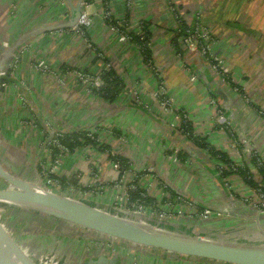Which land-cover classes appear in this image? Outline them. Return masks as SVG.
I'll return each mask as SVG.
<instances>
[{
  "label": "crops",
  "instance_id": "1",
  "mask_svg": "<svg viewBox=\"0 0 264 264\" xmlns=\"http://www.w3.org/2000/svg\"><path fill=\"white\" fill-rule=\"evenodd\" d=\"M77 1L0 0V59L4 49L24 33L67 19ZM169 2L187 23L196 15L200 17L219 71L207 65L197 50L189 51L182 45L184 53L179 55L171 49L175 30L167 9ZM82 8L91 19L84 36L59 30L30 34L9 61L7 66L13 71L7 74L6 86L0 87L1 165L17 176L25 170L31 172L34 166L37 170V158L44 154L50 137L45 127L48 124L52 131L69 133L97 130L111 121L118 128L121 125L127 135L125 142L111 139L114 150L131 164L125 182L152 166L157 180L185 197V202L173 201V208L191 213L204 206L210 214H221L200 221L173 217L175 224L196 226L195 232L208 236L264 241V214L251 204L252 189L242 178L235 173L221 178L208 151L181 135L180 121H162L151 114L134 116L122 95L135 89L146 99L147 93L164 83L174 94L176 109L183 110L192 124L193 134L260 180L258 161L264 164V0H83ZM108 17L118 23L122 33L141 32L143 22L150 23L151 59L145 60L135 41L113 31ZM35 62H43L48 70L35 71L31 65ZM107 67L115 69L125 83L113 103L96 91ZM85 68L99 78L97 87L90 91L81 80L69 81L73 70ZM140 111L145 114L143 107ZM219 114H223V122L216 120ZM179 152L185 153L184 159ZM92 155L88 148L77 150L56 165L61 177L78 182L77 186L69 185V191L62 188L68 195L96 205L105 202L92 200L91 192H103L108 202L105 206H110L109 201L118 193L113 182L118 174L105 161L98 167L99 175L90 177L87 169L94 162ZM97 181L101 185L97 186ZM142 181L143 187L149 183ZM149 187L152 194L162 197L157 182H150ZM40 239L31 233L20 241L22 244L18 242L33 262L55 250L53 240L46 243ZM63 251L61 256L59 251L54 253L58 264H86L88 260L82 259L81 240H72ZM160 251L124 244L117 256L122 260L116 264H134V257L137 264H225L184 256L174 259Z\"/></svg>",
  "mask_w": 264,
  "mask_h": 264
},
{
  "label": "water",
  "instance_id": "2",
  "mask_svg": "<svg viewBox=\"0 0 264 264\" xmlns=\"http://www.w3.org/2000/svg\"><path fill=\"white\" fill-rule=\"evenodd\" d=\"M83 0L70 7L67 19L51 25H42L26 32L0 59V72L7 68L15 51L30 34L72 27L83 13ZM6 62V63H5ZM0 178L9 185L0 188V205L28 209L51 216L71 226L95 231L98 234L122 240L144 250L163 251L169 258L180 256L200 258L225 264H264V241L237 240L223 236L182 231L172 221L156 220L148 215L113 207L96 205L64 194L45 190L32 181L6 170L0 163ZM170 226V227H169ZM88 256L86 264H116L117 256L105 253ZM0 264H35L26 256L24 248L7 233L0 221Z\"/></svg>",
  "mask_w": 264,
  "mask_h": 264
},
{
  "label": "built area",
  "instance_id": "3",
  "mask_svg": "<svg viewBox=\"0 0 264 264\" xmlns=\"http://www.w3.org/2000/svg\"><path fill=\"white\" fill-rule=\"evenodd\" d=\"M167 9H168V13H169L170 17L172 18V20L174 22V30H175V32H178L179 31V10L173 4H169L167 6ZM108 15L109 14L107 13L105 16H108ZM90 24H91L90 17L85 12H83L74 26L66 28V29H61V30L67 31L69 33H73L74 35H77V36H84L85 32H86V28L89 27ZM111 25H112L111 29L113 31H115V32L121 31L117 22L115 24L111 23ZM122 32L123 31H121L120 34L123 35L124 39H127L129 41L132 40V37L129 34L122 33ZM136 33L141 35L142 32L137 31ZM207 39H208V34H207L206 30L204 28H202V25L200 24V17L198 15H196L190 24V28H188V30L184 36H181L179 38V41H181L182 45L184 47H186V49H188L189 51H196L197 50L199 52V54H201V56H203L206 60H208L210 62V65L212 66V68L214 70L219 71V66L216 64V61H215L216 58L211 54V48H210L209 44L206 42ZM98 55L101 56L100 53ZM31 65L35 71L48 70V66L46 64H44L43 62H41L39 64H38V62H35V63H32ZM10 69H11L10 66H8L3 71H1L0 72V78L7 76L8 73L13 71V69L12 70H10ZM72 73H73V78H75V80L78 79V80H81L82 83H83V81L85 82L84 84H86L88 91L96 88L97 84H99L98 83L99 78L95 77V76H91L88 72H85L82 70H73ZM162 85L163 84L160 83L158 86H155V92L158 95H160V96L163 95V97L166 98V96H168V94L166 95L167 92L164 89V86H162ZM5 86H6V84L4 82H0V87H5ZM169 102H170L169 100H166V101L160 102V104L162 105V108H164L165 110L167 108L172 109V107L169 105ZM213 102L214 101H212V103ZM171 119H172V122H175V121H179L180 118L177 115V117L172 116ZM224 119L225 118H224L223 114H219L216 118V120L219 122L220 121L223 122ZM48 126H50V124H48L45 127L47 129H49ZM94 131H96V130H90V131H88V134H90L91 132H94ZM65 133H67V132H64V131L59 130V129H56V130H53L50 132V137L46 142V145L44 148L45 151H44V154L42 155V156H44V159L41 158L40 163L38 162L39 163L38 165H41L42 170L41 171L38 170L39 173L41 174L40 175L41 179L39 180L37 185L42 187L45 190L53 191V192L60 193V194H64V193H62V191L64 190L62 188L63 184H61L59 181H57L53 177H51V174H58L56 165H59L60 162L63 161V159L65 157H67V156H69V154H71V152H69L68 149H66L64 146L60 145L56 140V137L61 136ZM109 133H110V130H108L107 133H102L100 138L103 139V141L108 142V140H105V139H108L110 137ZM50 142H53V144L57 145L61 150V153L58 156V158L56 159L54 164H51L49 161L50 152H51V150L49 148ZM114 151H112V153ZM95 152H97V151H95L94 149H89V153L94 154ZM214 160H215V162H217L218 172L221 173V171L226 167L224 166V164L219 162L217 159H214ZM109 163H110L111 169L116 171L118 174L113 182H114L115 189L118 190L119 200H122L121 203L118 202L120 206H122V204L126 205L129 203V191L128 190H135L137 187L144 189L147 192V194L155 196L157 198L158 203L161 202L162 198H164V197L166 198V196L168 197L167 191L165 188L167 186H170V185L163 182L162 180H157V177L155 175V169L152 166L145 167L143 169V171L141 173H139V175L132 176V178L129 179L128 182H125L124 175L127 172L129 173L130 170L120 174V172H121L120 164L117 161L109 162ZM260 164L261 163L258 161V165H260ZM230 167L232 170H236L238 167H242V166L236 165L232 162ZM94 176H97V174H95ZM140 177H142V180L146 179L149 183L150 182H153V183L157 182V184H159V186H161L162 197L159 198L156 195L151 193L149 183L147 186L143 187L141 183L144 181L141 180V182H140V179H141ZM135 179H137L136 183L133 182ZM64 187L68 188V191H69L70 187H68V186H64ZM67 194H64V195H67ZM252 195H254V197L251 201V204L253 205V207L256 208V210L258 211L259 214L260 213L264 214V180H262V178L260 180H257V186L255 188H252ZM67 196H70V195H67ZM71 197L76 198L75 196H71ZM115 198H117V197L115 196ZM77 199H79V198H77ZM173 201H179V202L184 201L185 202L186 199L182 195L177 194V196L173 197L172 200H169L166 205L160 206V208L161 207L173 208L172 207ZM115 204H116V202H115ZM130 205L134 208H131L128 206V208H129L128 211L134 213V215L135 214L140 215V213H141V211H143V209H145V212H148V209L145 206H143L142 204H139L136 202H131ZM194 214L195 215L193 217H197L198 215H200V218H208V216L210 215V211L208 209H205L202 211L201 210L199 211L198 209H196L194 211ZM74 230H76L77 232L83 231L84 234H86L85 239L87 241L91 240V243L97 244L100 247L98 254H102V253L107 254V252L116 254L117 253L116 251L119 250L124 244H128L122 240H119L116 238H111V237H108L106 235L98 234L92 230H86V229H82L79 227H75ZM72 233H74V231H72ZM98 254H94V255H98Z\"/></svg>",
  "mask_w": 264,
  "mask_h": 264
},
{
  "label": "rangeland",
  "instance_id": "4",
  "mask_svg": "<svg viewBox=\"0 0 264 264\" xmlns=\"http://www.w3.org/2000/svg\"><path fill=\"white\" fill-rule=\"evenodd\" d=\"M167 4L169 5V4H173V3L169 2ZM191 22H189V23H191ZM200 24H201V22H200ZM59 31H62V30H59ZM173 33H174V31H173ZM174 35H175V33H174ZM169 46L172 49V43H170ZM194 53H192V54H194ZM202 58H204V57L202 56ZM204 61L207 65H210V62L208 60H206L205 58H204ZM69 81H70V83L73 84V81H75V78L72 77V78H70ZM77 81H78V79H77ZM84 83L85 82L83 81V84ZM162 84H163L162 86H164V89L167 92L166 95L168 94V96H166V98L163 97V95H161V96L158 95L155 92V89H154L155 87L153 88V90L151 92L147 93L148 98H146V99L144 98V97H146L145 94L141 90L140 91L139 90L137 91L135 89L131 90V91L126 90L127 92L122 93V95L125 98L124 101L130 107V110L134 116H136L137 114L146 115V116L151 114L150 116L157 118V119H161L162 121H166V120L170 119L171 120L170 122L172 123V119H171L172 116L173 117H177V115L179 116V112L180 113L183 112L185 115V112L183 110H179V109L177 110L176 109L175 104L177 101L174 98V94L164 85V83H162ZM84 86H86V84H84ZM166 100L170 101L169 105L172 107V109L167 108L165 110L164 108H162V105L160 104V102L166 101ZM140 107L144 108L145 114L140 111ZM179 118H180V116H179ZM114 126L115 127L117 126L116 123L109 121V123H107V124L105 123V125H103L102 128H104L106 130H110V128H112ZM120 126L121 125H119V129H121ZM48 128H49L48 129L49 132H51L53 129V126H48ZM126 138H127V135L124 134V132H123L121 137H119V138L115 137L114 142H119V143L125 142ZM111 139H112V136H110L108 139H105V140H108V142L111 145H113ZM94 154L95 155H92L94 162L92 163L91 166L89 165V167L87 169V172H88L90 177H94L95 174L99 175V173H100V170H98L97 173L95 172L96 166H94V164H96V162L99 165L101 164V167L105 164L102 162H105V161L107 162V160L105 158H103L99 153L95 152ZM92 156L86 157L89 163L91 162ZM41 158L44 159V156L41 155L39 158H37V161L39 163L41 161ZM4 167L6 169H9V170L11 169V168H8L7 166H4ZM34 168L36 169L35 166H34ZM35 169L34 170L32 169L31 172H29L28 170L22 171V173H20L18 175L26 177L30 181H32L33 183L37 184L39 182V180L41 179V177H40L41 174L39 173L38 170H35ZM97 169H99V168H97ZM10 172L12 173L13 171H10ZM13 173L16 174L17 172H13ZM87 184H88L87 186H89L92 184V182L87 183ZM9 185L10 184H8L5 180L0 178V188H7V187H9ZM62 193L67 194L68 192H64V190H63ZM91 193H92L91 195L93 197L92 200H94V199H96V201L101 200V201H103V203L105 202L103 204L104 206L106 203H108V202H106L107 197H105L106 195L103 192L102 193L100 192L101 194H99V191H98V194H94L95 193L94 191ZM118 194L119 193L116 192L115 196L117 198H115L113 200V202L109 201V203H111L110 206L128 210L129 208L125 204H122V206L119 205V203H121L122 200H119ZM115 202H116V204H115ZM232 206H234V205H232ZM131 208H133V207L131 206ZM197 209H198V207H197ZM203 210H205V209H203ZM175 211H177V212H175ZM140 214L141 215L143 214V216L144 215L151 216L152 218H154L156 220H162V221H167V222L173 221V223H174V219L178 220V219L188 218V219H191L193 221H200L202 219L203 220L206 219V218H200V215H198L197 217H193L196 214V213L194 214L193 210H191V213H189V211H181V210H177L176 208H166V207H161L157 211L156 210H153V211L148 210V212H145V209H143V211H141ZM217 215L220 216L221 214L217 213ZM217 215L214 212H211V214H210V216H217ZM173 217H174V219H173ZM175 217H177V218H175ZM216 218H220V217H216ZM0 221H2L3 224H5L7 233L10 235V237L19 243H21L20 241L25 237V235L31 234V233H34L37 237L41 238L46 243L51 242L53 240L54 245H55V250L59 251V253H60L59 256H61V253L62 254L64 253L63 250L66 248V245H68L72 240H75V239H77V241H79V240L82 241V257H83L82 259H86V256L90 255L91 253L98 254L99 250H100V247L97 244L87 242V240L85 239L86 234H84V232L83 233L77 232L76 230H74V228H75L74 226L66 224L63 221L53 222L50 218H43V217L36 215L34 213L21 211L20 209H16V208L8 206V205H0ZM45 223H46V226H45ZM178 227L182 231L187 230L186 232L196 233L195 232L196 226L193 227V226H188L187 224L180 223V224H178ZM45 231H47V232H45ZM72 231H74V233H72ZM81 237L83 239H80ZM55 250L50 249L49 251H53V253L49 254V252H47L46 253L47 255H45V257L44 256L41 257L39 261L35 262V264H58V263H60L59 261H57V256L54 255V253L56 252ZM126 250H128V249H126ZM132 251H134V250H132ZM161 252L162 251H160L159 254ZM161 254H163V252ZM114 255L115 254H113V253H109V258H110V256H114ZM118 255L119 254H117V256ZM136 256H139V254ZM134 259H136V258L135 257L133 258L134 264H137ZM117 260H118V263H120V261L122 259L120 257H117ZM66 261H68V260H66Z\"/></svg>",
  "mask_w": 264,
  "mask_h": 264
},
{
  "label": "trees",
  "instance_id": "5",
  "mask_svg": "<svg viewBox=\"0 0 264 264\" xmlns=\"http://www.w3.org/2000/svg\"><path fill=\"white\" fill-rule=\"evenodd\" d=\"M107 19L106 21L109 24L116 23V21L115 22L111 21V17H108ZM190 24L191 23H187L186 20H182V18L179 15V31L175 32V35L171 40L173 51L175 53H178L179 55H182L184 53L183 49L181 48L182 43L181 41H179V38L186 34L188 28H190ZM149 25L150 23L143 22V28L141 30L142 32L141 35L138 33H134V32L127 33L132 37V40L138 44L140 48V54L145 58L146 61H148V59L150 60L152 56L151 49H150L151 31L149 30ZM120 29L121 31H123L122 28ZM101 57L104 58L103 56ZM104 61H106L105 58H104ZM82 71L88 72L87 68L83 69ZM7 80H8L7 76L0 78V82H5ZM101 81H102L101 82L102 85L98 89H96L97 94L103 99H106L111 103L115 102L119 98L121 92L123 91L125 87V83L123 82V79L116 73L115 69H113L112 67H107L105 70L102 71ZM179 116H180V119H179L180 124L178 126V130L181 133V135L191 140L193 142V145L195 146L197 145L199 149H206L213 159H217L219 162L224 164L226 168H224L221 171V173H219V176L221 178L224 179V177L235 173L239 177H241L244 183L247 184V186H249L251 189L257 186V180H255L252 177L251 173L248 172V169L238 167L236 170H232L230 167L232 162L230 161L226 153L216 148L210 147L203 137L193 134L194 133L193 126L190 122L187 121L186 115H184L183 112L181 113L179 112ZM107 132L108 130L102 128V126L97 128L96 131L91 132L90 134H88V130L80 129V130H76V131L65 133L61 136H58L56 137V140L60 145L64 146L71 153L77 150L86 149V148L94 149L103 158H105L107 162L117 161L120 164V168H121L120 174L127 172L128 170L131 169V164L129 160L124 155L114 151L113 146L109 142L103 141V139L100 138L102 133H107ZM122 133L123 132L121 129L114 126L110 128L109 134L112 137H120ZM49 148L51 150L49 161L51 164H54L56 159L60 155L61 150L57 145L53 144V142L49 143ZM112 151L114 152L112 153ZM178 156L182 158L185 156V153L179 152ZM97 165L99 166L98 163ZM98 166L96 167L98 168ZM257 167H258V171L260 173L262 180H264V164L257 165ZM37 170L39 171L42 170L41 165H37ZM97 171L98 169H95L96 173ZM51 177L59 181L61 184H63V186L71 185L74 187L78 185V182L75 179L66 180L65 177H61L59 174H51ZM133 182L136 183L137 179H135ZM95 183H97L96 184L97 186L101 185V182L99 181ZM165 189L167 191L168 197L166 196V198L165 197L162 198L160 203H158L157 198L155 196L147 194V192L144 189L137 187L135 190H128L129 191V203L126 205L127 207L128 206L131 207L130 205L131 202H136V203L142 204L148 210L150 209L149 211H152V210L157 211L159 210L160 206L166 205L169 200H172L173 197L177 196V193L170 186H167ZM16 209H20L21 211L30 212V210L28 209H22V208H16ZM203 209H205L204 206H198V210L202 211ZM34 213L40 215L38 212H34ZM41 215L46 218H50L53 222L59 221L51 216H45L43 214ZM193 223L195 224V222H191L192 225H194ZM45 226H46V223H45Z\"/></svg>",
  "mask_w": 264,
  "mask_h": 264
},
{
  "label": "flooded vegetation",
  "instance_id": "6",
  "mask_svg": "<svg viewBox=\"0 0 264 264\" xmlns=\"http://www.w3.org/2000/svg\"><path fill=\"white\" fill-rule=\"evenodd\" d=\"M81 233H83V231H80ZM79 239V238H78ZM80 239H83L82 237L80 238ZM77 240V239H76ZM87 242H91V240H88ZM120 250V249H119ZM119 250H117L116 252H117V254H119ZM150 250H158V249H153V248H151ZM109 253L110 252H107V257L109 258ZM87 256H91L93 259H94V254L93 253H91L90 255H87ZM86 256V259H88V257ZM119 256V255H118ZM112 256H110V258H111Z\"/></svg>",
  "mask_w": 264,
  "mask_h": 264
}]
</instances>
